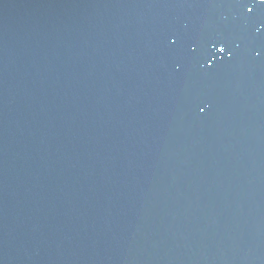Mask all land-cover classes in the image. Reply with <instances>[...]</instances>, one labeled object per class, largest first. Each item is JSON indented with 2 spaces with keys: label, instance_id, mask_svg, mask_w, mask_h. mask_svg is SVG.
<instances>
[{
  "label": "water",
  "instance_id": "95a60500",
  "mask_svg": "<svg viewBox=\"0 0 264 264\" xmlns=\"http://www.w3.org/2000/svg\"><path fill=\"white\" fill-rule=\"evenodd\" d=\"M134 264H264V0H89Z\"/></svg>",
  "mask_w": 264,
  "mask_h": 264
}]
</instances>
